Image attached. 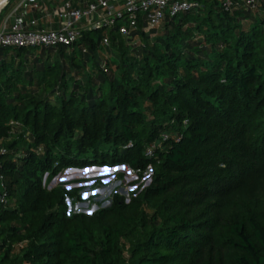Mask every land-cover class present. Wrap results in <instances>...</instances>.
I'll return each mask as SVG.
<instances>
[{
    "label": "trees",
    "instance_id": "obj_1",
    "mask_svg": "<svg viewBox=\"0 0 264 264\" xmlns=\"http://www.w3.org/2000/svg\"><path fill=\"white\" fill-rule=\"evenodd\" d=\"M201 2L153 36L140 20L138 46L118 22L0 47V264H264V0ZM121 164L150 183L92 214L68 211L81 187L48 186Z\"/></svg>",
    "mask_w": 264,
    "mask_h": 264
},
{
    "label": "built area",
    "instance_id": "obj_2",
    "mask_svg": "<svg viewBox=\"0 0 264 264\" xmlns=\"http://www.w3.org/2000/svg\"><path fill=\"white\" fill-rule=\"evenodd\" d=\"M228 10L245 8L258 10L261 0H220ZM201 0H92L85 6H75L71 0H65L59 12L60 26L56 29H30L20 22L3 20L0 25V47L4 46H34L41 48L59 45L72 46L80 40L83 30L94 27H110L120 22L119 32L130 37L137 30L140 20L144 21V31H152L170 16L201 7ZM20 6L38 8V0H23ZM36 21L33 20L32 24ZM101 44L110 45L108 36H104ZM85 52L86 49L84 48ZM16 125L17 122L11 121ZM156 144L147 148V155L153 156ZM126 164H121L125 166ZM130 170L138 172L130 167ZM97 167V166H95ZM89 168V167H88ZM152 168L149 167L148 170ZM152 174V173H151ZM101 181V179H95ZM151 180V176H150ZM113 197V196H112ZM7 186L0 177V204H9Z\"/></svg>",
    "mask_w": 264,
    "mask_h": 264
},
{
    "label": "rangeland",
    "instance_id": "obj_3",
    "mask_svg": "<svg viewBox=\"0 0 264 264\" xmlns=\"http://www.w3.org/2000/svg\"><path fill=\"white\" fill-rule=\"evenodd\" d=\"M260 11H263V9L260 8ZM147 32L153 36V31ZM130 39L133 46L142 44L139 36H131ZM85 168L88 167L66 168L48 183L49 187H53L61 182L68 183L66 186L69 188L81 187L79 197H68L66 199L69 213L83 212L92 214L100 207L110 205L112 196L115 193L125 196L128 201L131 197V192L150 183V176L152 175V171L149 169L139 178L138 174L130 170L126 165L90 166L88 170ZM118 174H123V178H120ZM47 177L48 174H45V182L47 181ZM98 178L101 181L95 180Z\"/></svg>",
    "mask_w": 264,
    "mask_h": 264
},
{
    "label": "crops",
    "instance_id": "obj_4",
    "mask_svg": "<svg viewBox=\"0 0 264 264\" xmlns=\"http://www.w3.org/2000/svg\"><path fill=\"white\" fill-rule=\"evenodd\" d=\"M23 0H14L3 14V20L20 22L30 29H56L60 26L59 12L65 0H38V8L20 6ZM75 6H85L92 0H71ZM35 20L36 23L32 24Z\"/></svg>",
    "mask_w": 264,
    "mask_h": 264
},
{
    "label": "bare ground",
    "instance_id": "obj_5",
    "mask_svg": "<svg viewBox=\"0 0 264 264\" xmlns=\"http://www.w3.org/2000/svg\"><path fill=\"white\" fill-rule=\"evenodd\" d=\"M6 0H0V11L4 7Z\"/></svg>",
    "mask_w": 264,
    "mask_h": 264
},
{
    "label": "water",
    "instance_id": "obj_6",
    "mask_svg": "<svg viewBox=\"0 0 264 264\" xmlns=\"http://www.w3.org/2000/svg\"><path fill=\"white\" fill-rule=\"evenodd\" d=\"M11 0H6V3L4 5V7L10 2ZM86 170H88L89 168H85Z\"/></svg>",
    "mask_w": 264,
    "mask_h": 264
}]
</instances>
